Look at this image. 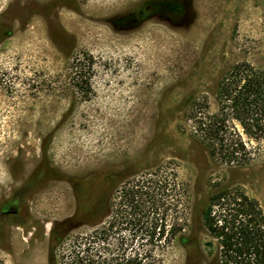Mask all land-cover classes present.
Segmentation results:
<instances>
[{
  "label": "rangeland",
  "instance_id": "374dc122",
  "mask_svg": "<svg viewBox=\"0 0 264 264\" xmlns=\"http://www.w3.org/2000/svg\"><path fill=\"white\" fill-rule=\"evenodd\" d=\"M240 61L264 66V0H0V259L78 264L85 246L109 258L89 234L111 194L174 159L191 220L154 264H218L203 244L207 181L241 185L264 208V139L229 166L180 123L194 96L215 108ZM128 235L112 238L114 256L134 252L117 245Z\"/></svg>",
  "mask_w": 264,
  "mask_h": 264
},
{
  "label": "trees",
  "instance_id": "16d2710c",
  "mask_svg": "<svg viewBox=\"0 0 264 264\" xmlns=\"http://www.w3.org/2000/svg\"><path fill=\"white\" fill-rule=\"evenodd\" d=\"M214 101L212 109L207 95L192 97L180 128L216 161L249 164L264 139V66L248 61L231 65L217 83ZM207 184L200 212L205 249L216 253L218 264H264V208L259 199L243 186L218 178L210 177ZM190 203V186L174 159L128 178L111 194L107 216L89 234L90 242L98 244L95 254L102 248L112 256L91 257L90 247L78 245L76 263L154 264L157 249L187 241ZM121 230H128L130 238H120L118 247L134 252L114 256L112 238ZM0 264L6 263L0 259Z\"/></svg>",
  "mask_w": 264,
  "mask_h": 264
}]
</instances>
